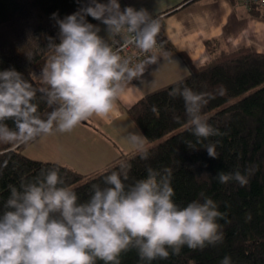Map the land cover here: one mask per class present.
Listing matches in <instances>:
<instances>
[{"label":"clouds","instance_id":"1","mask_svg":"<svg viewBox=\"0 0 264 264\" xmlns=\"http://www.w3.org/2000/svg\"><path fill=\"white\" fill-rule=\"evenodd\" d=\"M88 17L105 26L104 36ZM50 19L58 33L47 38L39 72L26 78L14 67L0 70V145L15 148L70 133L92 116L110 120L128 85L149 65L171 59L167 51L157 52L160 22L145 8L122 9L120 0H84L74 13L61 18L54 12ZM129 46L144 59L123 55ZM169 95L183 100L185 127L197 142L220 134L203 115L212 94L181 80ZM123 139L141 160L149 159L142 132L126 130ZM205 149L217 157L213 145ZM131 170L130 159H118L99 174L100 182L91 184L83 200L59 164L9 185L8 197L0 201V264H121V255L130 250L139 264H152L167 259L170 250L179 254L184 247L202 250L222 241L218 220L224 213L212 198L201 192L178 204L172 169L146 166L144 177L129 182ZM247 174L220 171L217 179L245 186ZM220 264H231V257Z\"/></svg>","mask_w":264,"mask_h":264},{"label":"trees","instance_id":"2","mask_svg":"<svg viewBox=\"0 0 264 264\" xmlns=\"http://www.w3.org/2000/svg\"><path fill=\"white\" fill-rule=\"evenodd\" d=\"M82 3L84 0H0V70L14 67L26 78L29 72L38 73L46 60L43 47L47 38H55L58 33L51 14L63 18ZM252 13L264 15L259 10ZM161 36L165 47L167 42ZM206 48L211 59L202 65L179 53L189 74L178 81L197 92L212 94L203 115L219 135L197 142L186 129L183 100L169 95L176 81L147 93L127 110L146 137L149 159L141 160L133 150L89 174L59 166L82 200L87 198L91 184L100 182L102 171L118 159L128 158L132 162L129 182L144 177L146 166L168 167L173 171L176 203L186 205L201 192L217 203L224 213L218 220L223 232L221 242L202 250L184 247L179 254L170 250L167 259L152 264H220L226 255L231 257V264H264V53L246 46L232 51L221 39L207 41ZM40 109L45 110L43 104ZM33 144L15 148L0 145V201L8 197L9 185L18 186L22 176L32 177L42 167L57 164L28 157L25 151ZM209 145L214 146L216 158L208 155L205 148ZM237 170L248 175L245 186L235 180L223 184L218 181V172ZM120 260L121 264H139L135 250L123 253Z\"/></svg>","mask_w":264,"mask_h":264},{"label":"crops","instance_id":"3","mask_svg":"<svg viewBox=\"0 0 264 264\" xmlns=\"http://www.w3.org/2000/svg\"><path fill=\"white\" fill-rule=\"evenodd\" d=\"M120 3L122 9L125 6H131V0H120ZM146 10H156L158 12L150 14L167 12L166 20H163L161 28V34L165 37L167 46L163 47L161 51H167L171 59L149 65L144 75L140 79H134L117 98L116 103L125 114L117 121L122 119L124 124L130 125L131 130H138V128L132 124L127 116V110L137 104L147 93L158 89L154 87L155 82L168 75L170 71H178L182 68L188 71L179 53L185 54L195 65H202L211 59L206 48V43L210 40L221 39L224 45L232 51L244 46L254 47L258 50V46L264 45V41L261 42V39L264 40V32H260L261 28L264 29V15L250 12L241 6L238 1L183 0L179 3L166 4L160 8L149 7ZM260 21L263 23L262 27L259 28L258 23ZM97 25L102 29L100 35L104 36L105 26L100 24L99 21ZM255 26L256 28H254ZM171 48H174V51ZM77 128L80 129L79 133L87 134L90 140L87 146H79L82 151L87 149L85 155L91 157L90 161L84 165L86 170L90 169V171H78L80 173L89 174L101 170L124 153L127 154L133 151L131 146L123 139L125 132L115 133L119 138V141L116 142L111 138H107L103 133L96 131L88 120L82 121L74 129L76 132ZM57 136H59V142L65 141L61 135ZM67 138H74L73 132ZM116 152L118 155H116Z\"/></svg>","mask_w":264,"mask_h":264},{"label":"rangeland","instance_id":"4","mask_svg":"<svg viewBox=\"0 0 264 264\" xmlns=\"http://www.w3.org/2000/svg\"><path fill=\"white\" fill-rule=\"evenodd\" d=\"M180 1L183 0H131V6L137 9L140 8L147 9L149 7L160 8L166 4L168 5L170 3H179ZM148 12L158 13L156 10H152ZM166 16L167 15L165 14L164 20H166ZM172 16H176V15H172ZM262 23H263L262 21L258 23L259 28L262 27ZM254 28H256V26ZM261 31L264 32V29L261 28L260 32ZM263 41L264 40L261 39V42ZM258 50L264 53V45L258 46ZM187 74L188 71L183 68L178 71L172 70L168 75H165L163 78L157 80L154 84V87L160 88L165 85H169V83H173L174 81L186 76ZM124 115H125L124 112L115 102V108L111 115L110 120H105L98 116H92L87 120L89 123H91L94 126V129H96V131H98L99 133H103L107 138H111L113 139V141L118 142L119 138L118 136H116L117 134L115 133L116 132L123 133L126 132L127 129H130V125L124 124L122 119H119L117 121L118 118L124 117ZM131 122L132 124H134L133 121ZM79 130L80 129L77 128V132L75 130L72 131L74 134V138L72 139L67 138L70 134H72V132L61 134V136L65 140L64 142L62 141V143L59 142V136L44 138L41 141H38L35 145L30 146L26 151V155L32 159L65 165L74 168L77 171H85L86 168L84 165L90 161L91 157L85 155L87 153L86 152L87 149H84L82 151L81 149H79V146H87L90 140L87 134H84L82 132L79 133ZM116 155H118L117 152ZM86 171L88 172L90 171V169H87Z\"/></svg>","mask_w":264,"mask_h":264},{"label":"built area","instance_id":"5","mask_svg":"<svg viewBox=\"0 0 264 264\" xmlns=\"http://www.w3.org/2000/svg\"><path fill=\"white\" fill-rule=\"evenodd\" d=\"M238 3L245 7L247 10L250 12H254L259 10L264 14V0H237ZM153 17L157 18L160 22V31L157 36V52H160L163 47H164V39L161 36V28L163 25V20L165 17V14H152ZM123 55H130L133 56L136 59H144V55L138 50L134 49L133 47L129 46L128 48L125 49V52L122 53Z\"/></svg>","mask_w":264,"mask_h":264}]
</instances>
